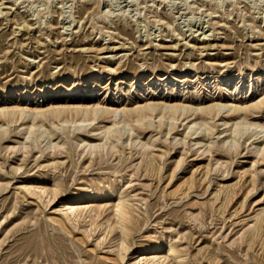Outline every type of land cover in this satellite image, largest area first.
Instances as JSON below:
<instances>
[{
	"label": "rangeland",
	"instance_id": "374dc122",
	"mask_svg": "<svg viewBox=\"0 0 264 264\" xmlns=\"http://www.w3.org/2000/svg\"><path fill=\"white\" fill-rule=\"evenodd\" d=\"M262 96L264 0H0V103L92 99L122 108L158 98L250 104ZM249 118L264 125V108ZM14 129L0 141V264H134L151 242L140 259L172 245L169 264H208L203 254L215 264H264V224L250 250L240 240L264 214V151L257 155L245 138L229 149L221 141L229 133H203L201 147L182 126L167 137L154 125L131 132L150 146L119 144L113 159L99 162L75 149V135L57 130L50 140L61 146L46 151L41 143L22 148ZM143 153L158 176L144 174ZM54 186L60 196L50 203L33 195ZM88 188L114 190L133 208L122 260L120 229L108 232L115 198H68ZM65 206L94 212L68 222Z\"/></svg>",
	"mask_w": 264,
	"mask_h": 264
},
{
	"label": "bare ground",
	"instance_id": "6f19581e",
	"mask_svg": "<svg viewBox=\"0 0 264 264\" xmlns=\"http://www.w3.org/2000/svg\"><path fill=\"white\" fill-rule=\"evenodd\" d=\"M233 88L235 92L240 90L238 85H234ZM251 91L252 88L248 89V93ZM22 94L23 92L20 91L18 93V97ZM262 108H264L263 96L258 101L250 104L240 103L237 100H229L228 98L226 100L214 99L208 102H192L182 99L169 100L158 98L156 101L142 100V102L140 101L133 103L130 106H122V108H117L116 104H101L99 102L93 101L92 99H62V101L50 103L47 106H41L35 101L30 103L12 101L10 104L7 102H2L0 103V141L5 139L4 137L9 133L8 131L10 127H13L15 129L13 133H10L17 137L21 136L25 141L24 143L21 142L22 148L29 143H41L44 149L48 151L58 147L57 145L59 144H53L52 140H50V137L52 139V135L57 130H61L63 135H75L76 150L83 149L89 155H91V157L97 154L98 161L101 162V160L104 158L113 159L116 156L114 152L119 144L121 146L119 149L124 148L126 145L139 149L146 147L149 143L140 142V139H137L139 133L136 136L133 134L136 133L134 131L143 133L142 130H148L149 128L154 127V125H157V128L160 130V132L162 134L164 133L165 135H163L168 137L171 136L172 132L176 131L182 126L184 127V138H192L191 141L194 146H205L203 143L206 139L204 134L207 135L210 133V135H218L221 137L224 134L229 133L228 136L223 137L221 140L224 145H229V149L235 148L238 144V140L245 138V142H251V145H256L254 150L255 153L259 155L264 151V125L263 123L253 121V119H250L249 117L250 115L256 114V111H260ZM178 124L179 126L177 127ZM163 128L166 129V132L163 130ZM213 129H216V131L217 129L221 130L216 134H211ZM132 131V134L135 135V137L132 136ZM8 136H10V134H8ZM181 139L182 138H180V140ZM180 140L178 139L177 141L182 142ZM185 140L186 139L183 141ZM207 141L208 140L206 139V142ZM117 153V157L120 159L122 154L120 155V151ZM92 159L93 158H91V160ZM141 163H143L142 165L144 166V174L147 176H158L160 174V170L156 168L157 165H154V158L151 157V155H142ZM139 167L140 165L138 168ZM59 189L60 188L56 186H54L51 190L40 188V190L37 191L39 194L36 196L37 193L33 194L30 191V188H25L27 192L33 194L35 197H49L47 198L48 203L52 201V198L55 199L60 194ZM89 190V188L84 189L81 194H74L68 198L71 201H86L84 204H87L89 200L103 202L107 197L115 198L111 206L112 218L115 220V223H111L109 231L108 227L106 229L108 232H110V234L114 229H120V235H118V239L120 238V240L118 243L119 248L117 247V255H119V258L122 260L124 258L122 254H125L130 249V247L125 244V242L127 241L126 237L130 231V226H134L131 217L132 214H134V212L132 213L131 211L133 208L130 209V206L125 202V198L123 200L122 197H120L121 195L116 193L114 190H111L110 192L100 190L97 193H92V191ZM228 195L229 193L225 195V199L227 201L229 198ZM224 202L226 203V201ZM132 206L133 205H131V207ZM80 208H78V206H70L66 209H63L65 210V212L63 211L64 218L68 222L76 221L81 218V215L84 214V211L89 213L94 212L92 209L85 210L84 206L82 209ZM261 213L257 214V217L255 216V225L252 228L250 226V230L244 233L240 238L242 243H244V246L246 245L249 250L253 247L255 242L262 237L261 225L264 224V214L262 211ZM50 221L54 222V224L57 223V225H60L62 229L65 227L64 222L58 220ZM40 240L42 239L39 238V241ZM41 243L43 242L40 241L35 244L38 246L41 245ZM260 244L262 243L260 242ZM39 247L37 248L39 249ZM154 248L155 247H153L151 242L136 251L138 256L133 258L135 261L134 264H140L142 261L143 262L141 264H169V261L171 260L169 258L174 254H177V249L175 247L172 245H165L159 249L160 256L150 255L140 259L141 251H150ZM33 250L35 249L33 248ZM39 250L38 252L40 253L41 250ZM23 252L24 251H20L19 255ZM35 252L37 251L35 250ZM35 254L37 255V253ZM202 256L208 261V264H215V257L208 255L204 256V254Z\"/></svg>",
	"mask_w": 264,
	"mask_h": 264
}]
</instances>
